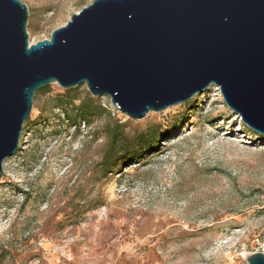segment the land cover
Here are the masks:
<instances>
[{"label": "rangeland", "instance_id": "obj_1", "mask_svg": "<svg viewBox=\"0 0 264 264\" xmlns=\"http://www.w3.org/2000/svg\"><path fill=\"white\" fill-rule=\"evenodd\" d=\"M20 1L36 43L93 0ZM43 90L2 165L0 264H247L264 235V137L218 87L140 120L85 85ZM66 92L88 93L130 136L158 126L164 137L142 162L104 175L109 117L72 122L69 106H55Z\"/></svg>", "mask_w": 264, "mask_h": 264}, {"label": "water", "instance_id": "obj_2", "mask_svg": "<svg viewBox=\"0 0 264 264\" xmlns=\"http://www.w3.org/2000/svg\"><path fill=\"white\" fill-rule=\"evenodd\" d=\"M27 19L20 0H0V179L35 93L51 84L85 85L134 120L215 85L264 137V0H93L36 43Z\"/></svg>", "mask_w": 264, "mask_h": 264}, {"label": "trees", "instance_id": "obj_3", "mask_svg": "<svg viewBox=\"0 0 264 264\" xmlns=\"http://www.w3.org/2000/svg\"><path fill=\"white\" fill-rule=\"evenodd\" d=\"M43 93H48V91L39 90L35 93L34 98L37 99ZM76 100L79 103L74 105ZM55 106L60 109L69 106L73 117L67 116L75 123L79 120L89 123L90 120L108 115L110 121L104 126L107 143L100 163L104 175L112 174L115 170L120 171L121 168L142 162L148 153L154 152V148L164 137L163 131L158 126L147 128L133 136L128 135L125 133L123 123L114 120L107 109L88 93L82 99H78L76 97L69 98V93L66 92L61 97L56 98ZM26 123L23 124V128ZM249 133L260 137L252 131H249Z\"/></svg>", "mask_w": 264, "mask_h": 264}, {"label": "built area", "instance_id": "obj_4", "mask_svg": "<svg viewBox=\"0 0 264 264\" xmlns=\"http://www.w3.org/2000/svg\"><path fill=\"white\" fill-rule=\"evenodd\" d=\"M251 246H252V252L248 253L247 255H244V257H247L254 254V253H261L264 255V235L262 237H254L251 240Z\"/></svg>", "mask_w": 264, "mask_h": 264}, {"label": "bare ground", "instance_id": "obj_5", "mask_svg": "<svg viewBox=\"0 0 264 264\" xmlns=\"http://www.w3.org/2000/svg\"><path fill=\"white\" fill-rule=\"evenodd\" d=\"M150 113V112H149ZM126 116V115H125ZM249 257V256H248Z\"/></svg>", "mask_w": 264, "mask_h": 264}]
</instances>
